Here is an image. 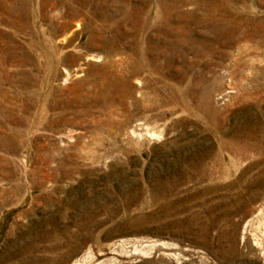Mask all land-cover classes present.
<instances>
[{
    "label": "rangeland",
    "instance_id": "obj_1",
    "mask_svg": "<svg viewBox=\"0 0 264 264\" xmlns=\"http://www.w3.org/2000/svg\"><path fill=\"white\" fill-rule=\"evenodd\" d=\"M263 212L264 0H0V264H264Z\"/></svg>",
    "mask_w": 264,
    "mask_h": 264
},
{
    "label": "bare ground",
    "instance_id": "obj_2",
    "mask_svg": "<svg viewBox=\"0 0 264 264\" xmlns=\"http://www.w3.org/2000/svg\"><path fill=\"white\" fill-rule=\"evenodd\" d=\"M262 211H260V214H262ZM264 213V212H263ZM259 216V215H258ZM249 225V223H248ZM261 226H262V234H264V221L261 222ZM261 231V230H260ZM139 245V244H138ZM142 245V244H141ZM157 246H167L166 243H157V242H152L151 244L148 245H144V247H142L141 249L139 248H135V251L133 253H131L132 255H141L145 258H149L151 256V254H153L152 252H154V250L156 249ZM91 255V254H90ZM129 256V255H128ZM91 257V256H90ZM88 258V257H87ZM93 259V257H91ZM90 258V259H91ZM178 258V257H177ZM89 259V258H88ZM91 259V260H92ZM90 261V260H89ZM86 262V261H85ZM87 263V262H86ZM92 263V261H91ZM124 262L119 261L117 258H113L107 262L105 261H98V262H94V264H123ZM80 264V263H79Z\"/></svg>",
    "mask_w": 264,
    "mask_h": 264
}]
</instances>
